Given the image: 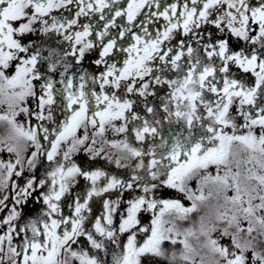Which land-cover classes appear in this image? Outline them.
Instances as JSON below:
<instances>
[{"label":"snow or ice","instance_id":"obj_1","mask_svg":"<svg viewBox=\"0 0 264 264\" xmlns=\"http://www.w3.org/2000/svg\"><path fill=\"white\" fill-rule=\"evenodd\" d=\"M0 125V264H264V0H0Z\"/></svg>","mask_w":264,"mask_h":264},{"label":"flooded vegetation","instance_id":"obj_2","mask_svg":"<svg viewBox=\"0 0 264 264\" xmlns=\"http://www.w3.org/2000/svg\"><path fill=\"white\" fill-rule=\"evenodd\" d=\"M170 2H176V0H161V3L162 4H168V3H170ZM66 15H67V13H65ZM54 15H59V13H54ZM82 23L83 22H86V20H83L82 19V21H81ZM164 23V21H159V24H163ZM155 26H157V25H149V27L150 28H152V27H155ZM139 29H137V31H138ZM208 30H212V31H215L214 29H211V27L209 26V28H208ZM180 37L178 36L177 37V39H179ZM25 41H30V40H35V39H37L35 36H31V35H29V36H26L25 38ZM56 39H58V38H56V37H53L51 40H49L47 43L48 44H50L51 46H53V47H57V45H56V43H55V41H56ZM174 43H175V41H174ZM66 46V45H65ZM239 47V45H237L235 42H233V48L234 49H236V48H238ZM46 54V53H45ZM96 58V54L95 53H93L91 56H89V57H86V63H85V66L86 67H90V70H96L95 68H94V66H91L90 65V62H91V60L92 59H95ZM98 71V70H97ZM237 70L236 69H233V72H236ZM241 75H244V74H241ZM57 79H58V76L56 77ZM249 81H251V79H252V77L250 76V75H248L247 77H246ZM164 91H165V89H160L159 90V94L160 95H163L164 94ZM134 99H135V97H133ZM149 99H152V98H149ZM156 103L158 104L159 103V101L157 100L156 101ZM29 104L30 105H32L33 107H34V103H33V101H31V100H29ZM135 110H137V111H141V109L139 108V107H137ZM59 115V114H58ZM18 119H20L21 121H23L25 118L23 117V116H20ZM33 123H35V121H33ZM49 127H52V125H49ZM179 126H177V128H178ZM167 129H168V126L166 125L165 126V132H167ZM4 132H5V127L3 126V125H0V135H3L4 134ZM31 151V149L29 150V152ZM0 158H5V159H7L8 158V154L7 153H3V154H0ZM76 161H77V163H79L82 167H85V168H87V167H103V168H105L106 170H108V171H110V172H112L113 174H120V175H122V176H126V172H127V170H121V169H115L114 168V166H112V165H108L105 161H103V160H97V161H95V162H90L89 160H88V158L85 156V155H83V154H80L79 156H77L76 158ZM43 172H44V165L42 164L38 169H37V171H36V175L39 177V176H41L42 174H43ZM25 175H27V173H25ZM13 179H16L15 177H13ZM19 183L20 184H23L24 183V181H23V179L21 178L20 180H19ZM84 189H85V182L83 181V180H81L80 181V183L76 186V188L73 190L74 192H76V193H82L83 191H84ZM10 190V189H9ZM108 195H110L112 198H115L116 197V193H111V194H106V196H108ZM129 193H125V198H128L129 197ZM104 199V197H101V198H99V199H96V200H94L93 201V203H92V208H93V216H95V215H97V214H99V212L101 211V209H102V200ZM42 207V205H39V204H35V203H33V202H29V206H27L26 208H25V212H24V214H25V216L26 217H30V216H34L38 211H39V209ZM66 211H67V209H66ZM1 216L3 215V214H0ZM0 218H2V217H0ZM166 247H168L170 250H171V245H166ZM177 248H179V246H177ZM143 264H168L167 262H165L164 260H161V259H159V258H156V257H145V258H143Z\"/></svg>","mask_w":264,"mask_h":264},{"label":"rangeland","instance_id":"obj_3","mask_svg":"<svg viewBox=\"0 0 264 264\" xmlns=\"http://www.w3.org/2000/svg\"><path fill=\"white\" fill-rule=\"evenodd\" d=\"M10 191V190H9ZM185 202V204H189L190 202H188V201H184ZM0 217H2L1 215H0ZM223 243H227V241H222ZM165 261V260H164ZM165 262H167V261H165ZM168 263V262H167Z\"/></svg>","mask_w":264,"mask_h":264}]
</instances>
